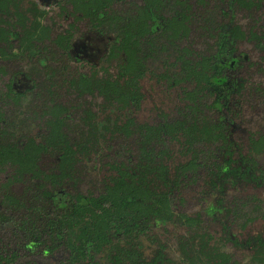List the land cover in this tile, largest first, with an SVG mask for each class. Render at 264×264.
Instances as JSON below:
<instances>
[{
  "label": "flooded vegetation",
  "instance_id": "1",
  "mask_svg": "<svg viewBox=\"0 0 264 264\" xmlns=\"http://www.w3.org/2000/svg\"><path fill=\"white\" fill-rule=\"evenodd\" d=\"M173 18H186L187 37L181 41L166 39L173 28L168 20ZM135 20H138L139 31L145 37L144 48L145 39L158 36L154 38L153 44L159 43L156 45L159 51L155 62L149 57L139 61V105L136 107L133 103L134 106L130 108L132 100L127 97L129 107L125 108L123 123L128 126L126 128L124 125V131L117 134L112 124L113 107L105 101L98 86L92 83L97 84L98 80L105 78L114 80L124 69L120 68L122 64H125L126 73L131 72L130 62L127 59H116L111 50L114 47V36L120 32L121 25L125 30L132 27ZM152 25L155 27L153 31L150 27ZM233 27L236 29L233 50L229 55H223L229 62L219 68V75L225 77L224 82L235 84L229 99L223 100L222 106L212 107L213 95L205 90L197 94L196 99L192 97L187 100L191 105L187 111L193 117L197 115L196 123H190L192 126L200 128L223 113L225 120L220 123V128L224 130L226 138L218 137L216 140L211 138L210 132L205 133L203 140L195 141L190 134L184 138L178 131V125L173 126L177 129L170 131V135H162L168 146H176L177 152H173L176 163L183 160L190 162L195 157L198 163L196 165L192 162L190 167L195 169L187 171L186 175L182 170H178V174H182L183 189L192 185L199 191L201 204L197 207L201 208L195 210L192 208L197 207L186 205L181 209L183 199L176 191V228L172 231L176 232L178 226L184 225L177 219L180 212L193 216L198 214L201 224L212 232V243L220 246L218 241L226 237L221 239V235L228 233L235 239L230 240L234 248L237 245L242 247L248 238L253 239L260 232L243 239V231L257 219L264 221V198L260 195V190H264V151L255 152L251 149L260 138H264V0H0V143H3V129L21 130L24 135L35 137L36 140L43 136L45 139L51 129H59L66 132L63 142L76 146L93 145L97 150L94 156L84 157L79 154L83 160L78 161L75 175L78 177L84 168V174L89 171L97 173L99 161L106 160L109 148L130 146L138 142L146 144V126L163 123L165 117L161 113L146 119L139 116V121L134 114L145 98L143 82L153 76L155 81L164 84L167 89L180 92L179 105L171 113H163L169 122H174L180 117L179 112H182L186 102L182 99L184 86L192 96H195L193 91L197 87L192 69H189L185 78L186 75H180L182 67L178 62L172 66L175 56L185 47L193 65L196 60L216 50L221 40L231 39ZM162 44L175 48L171 61L161 49ZM143 53L146 54L145 51ZM210 72L212 69L209 67ZM96 76L99 77L97 81H92ZM85 77L90 84L86 83ZM175 78L178 79L176 83L173 80ZM24 100L26 105H22ZM195 103L197 108H194ZM106 117L112 119L107 127ZM93 123L99 127L89 137L87 131L95 128ZM71 126L75 127L74 133L69 130ZM127 129L128 133L125 132ZM232 133H239V138L232 140ZM189 142H192L191 146ZM160 144L162 142L157 139L151 142V145L157 147ZM185 144L190 147L183 148ZM215 157L224 166L220 172L211 167V162L217 160ZM51 159L49 156L42 158V169L45 168L46 173L60 174L56 168L54 171L49 170L53 165ZM7 173L0 171V182L7 178ZM195 178L203 181L195 184ZM211 179L215 180L214 185L210 184ZM65 182L68 185L70 183L75 191L69 192L62 187L59 189V198H76L78 194L87 198L99 193H84L79 179L75 181L68 178L64 179ZM238 187L246 190L245 193L242 191L243 196L239 199L230 194L237 191ZM11 189L13 195L23 201L22 206L14 207L15 220L25 216L27 222L32 221L36 225L28 231L21 228L23 223L18 221L15 242L19 243L17 239L21 237L25 239L21 241L29 243L27 246L31 249L23 247L22 250L29 256V264H49L37 258L41 255L51 256L58 251L56 249H61L59 246L55 250H44L47 244L51 245L58 238L52 232L53 226L58 224L53 213L57 204L54 206L49 202L50 198L45 196L42 197L47 198V202L34 201L35 195L46 190L45 187L37 188V192L26 190L24 199L20 196L25 191L24 186H12ZM62 207L55 209L57 216L63 211ZM206 214L213 215L212 219L217 220L221 228L210 227L205 221ZM159 234L162 235L158 239L167 238L166 230H161ZM66 239L64 236L60 241ZM18 243L16 247H19ZM148 245L147 242L145 247ZM221 248L226 249L223 246ZM18 251H14L16 255L23 254ZM144 252L150 254L147 249ZM170 252L171 258L180 259V252ZM64 259L70 264L67 254H64ZM97 259L102 262L100 255Z\"/></svg>",
  "mask_w": 264,
  "mask_h": 264
},
{
  "label": "trees",
  "instance_id": "2",
  "mask_svg": "<svg viewBox=\"0 0 264 264\" xmlns=\"http://www.w3.org/2000/svg\"><path fill=\"white\" fill-rule=\"evenodd\" d=\"M184 20L186 18L168 20L173 28L167 34L166 39L181 41L187 37L188 28ZM150 27L152 31L155 29L154 25ZM235 30L233 27L231 39L221 40L216 50L212 51L209 56L196 60L193 65L187 57V48L182 47L179 55L175 56L172 66L178 62L182 67L180 75H186L185 78L189 74V69H192L197 84L193 91L195 96H192L184 86L182 99L186 102L177 120L169 122L166 115L161 113L165 117L163 123L146 126L148 131L146 144L138 142L127 146L129 155L127 158L124 157V153H121L122 158H115L113 162L107 163V169L100 168L104 175L97 196L90 195L86 198L78 194L76 198L58 197L64 179L69 178L75 181L79 179V176L75 175L78 170L76 166L78 161L83 160L79 154L84 157L94 156L97 154L95 146L83 144L76 146L63 142L66 132L59 129H51L49 135L45 139L44 136L41 137L40 140L24 135L21 130L3 129L1 131L3 143H0V171L8 172V176L0 182V264H29V256L22 250H24L23 247L26 250H30L31 247L27 246L28 242L21 241L25 240L21 237L17 239L19 243L15 242V227L18 228V221L23 223L21 228L28 231L36 226L32 221L27 222L25 216H21L18 221L15 220L14 207L22 206L23 201L13 195L12 186L15 188L24 186L25 191L20 195L22 199L28 189L37 192V188H46L42 190L41 195H35L34 201L47 202L46 199L50 198L49 202H52L54 206L56 203L57 205L53 206V213L60 225L53 226L52 232L58 238L51 243L52 247L47 244L44 250L50 251L51 248L55 250L56 247L61 246L60 251L68 255L70 264H248V262L244 263L241 258L234 257V253L231 254L228 250L212 243V232L207 226L201 224L202 221L198 214L193 216L187 212H180L177 219L184 225L178 226L176 232L172 231L174 227L176 228L175 193L183 189L182 174H178V170L185 171L186 175L187 171L195 169L190 167L192 162L196 165L198 163L196 157L190 161L191 163L189 160L176 163L175 154L170 151L163 137L164 133L170 135V131L178 128L184 138L190 134L195 141L203 140L205 133L210 132L211 138L216 140L226 138L224 130L220 128V123L225 120L223 113L215 119L212 118L209 123L199 126L200 128L192 126L196 123L197 115L193 117L190 115L191 112L187 111L191 108L187 100H191L192 97L196 99L197 94L205 90H209L213 95L212 107L222 106L224 105L222 101L229 99L230 91L234 90L235 84L234 82L226 84L225 77L219 75V68L229 62L228 59L223 58V55H229L233 50ZM237 35L239 36V33ZM114 37V47L111 50L113 56L116 59H127L131 64V72L126 73L125 64H122L120 68L124 69L117 78L114 80L105 78L92 85L98 86L99 92L114 110V120L106 117L105 126L107 127L109 121L112 120L114 132L119 134L128 126L123 123V118L126 117L125 108L129 107L127 97L132 100L130 108L134 104L136 107L139 105L141 97L138 83L139 61L149 57L155 62L159 51L156 45L159 43L153 44L154 38L158 36L145 39L146 48H144L145 37L139 31L138 20L133 21L132 27L125 30L121 25L120 32ZM171 43L174 42L171 41ZM161 49L168 54V60L171 61V54L172 52L174 54L175 48L162 44ZM209 67L212 69L210 73ZM98 78L96 76L92 78V81L96 82ZM173 80L175 83L178 82L177 78ZM85 81L90 84L86 77ZM194 108H197L196 103ZM93 125L95 128L87 131L89 137L96 133L99 127V125L96 127L95 123ZM174 125L178 127L173 128ZM125 132L128 133V129ZM154 139L162 144L158 147L151 145ZM189 144L191 146L192 142ZM188 147L186 144L183 146L186 149ZM251 149L255 152L264 151V138H260ZM45 156L53 158L51 164L59 170L60 174L46 173L42 169L41 162ZM218 160L212 161L211 167H215V171L220 172L224 166ZM201 181L203 179H194L195 184ZM214 183L215 180L211 179L210 184L214 185ZM57 207L63 208L58 216L55 210ZM161 230H166L165 236L167 237L162 240L158 239L159 235H162L159 234ZM64 236L67 239L60 241ZM223 237L235 240L228 233L222 234L221 238ZM236 237L239 238L238 235ZM144 238H146L145 241H143ZM147 242L149 245L146 248ZM246 242L251 245L255 253L253 261L256 260V262L252 264H264V233L259 232L253 236V239L248 238ZM17 243L19 247L15 246ZM156 244L158 245L155 246ZM146 249L150 254H145ZM15 250H20L18 252L23 254L16 255ZM170 251L180 252V259L171 258ZM99 255L102 262L97 259ZM95 256L96 261L93 262Z\"/></svg>",
  "mask_w": 264,
  "mask_h": 264
},
{
  "label": "rangeland",
  "instance_id": "3",
  "mask_svg": "<svg viewBox=\"0 0 264 264\" xmlns=\"http://www.w3.org/2000/svg\"><path fill=\"white\" fill-rule=\"evenodd\" d=\"M143 88L144 91L146 90L147 93L146 92L144 93L145 98L141 102L140 107L137 108L136 112L134 113L137 119L139 116L142 119H146V118H153L157 113H166V112L171 113L172 110L177 105H179L180 92L176 91L175 93L173 89H167L164 84H159L157 81H155L153 76H149V78H147L146 81L143 82ZM26 104L27 103H25L24 100L22 105H26ZM74 129L75 127L72 126L69 128L71 133H74ZM232 134H233L232 140L234 141L238 139L240 136L239 133H232ZM127 146L128 145L125 146L117 145L112 148H109V152L106 156V160L102 162L101 159L99 161L98 168L96 169L97 173H92L91 171H89V173L84 174L86 169L85 168L83 169V172L79 174V181H81V186H82L81 190L84 193L85 192L97 193V191H99V186L101 185L102 176L104 175L100 168L103 167V169H107L106 164L113 162L115 158H122L123 153H124V157L127 158L129 156L127 154V149H126ZM169 149L174 153L177 152V148L174 145L169 146ZM214 152L215 151L213 150V153ZM88 167H91V165H89ZM49 170L54 171L55 166L51 165ZM61 187L65 188V190L69 192L75 191V189L71 186L70 183L68 185L65 182L64 185H62ZM242 191H244V193L246 192V190H243L241 189V187H238L237 191H233L230 194L231 196L233 195L234 198L239 199V197L243 196ZM198 193L199 191L195 189V187L192 185H190L188 188L186 187L183 190L178 191V195H180V197H182L183 199L181 202V206H182L181 209L183 208V206L186 205H188L189 207H197L199 204H201V200H199L200 195H198ZM260 195L262 196V198H264V190H260ZM200 208L201 207L192 208V209L197 210ZM212 217L213 215H207V219H205L206 223L210 224V227L212 228H215V226L221 228L220 224L217 223V220L212 219ZM262 230L264 231V221L262 219H257V221L254 222L253 225L251 224V226L247 227L243 231L242 238L247 239L249 235H254L258 231L261 232ZM216 238H218V234ZM218 242L220 246L225 247L231 254L234 252V257L238 259L241 258L244 261V263L248 262V264H252L253 262H256V260L253 261V257H255V253H253L254 250L250 248L247 242L246 244L243 243L242 247H236V248H234L232 242L228 239H222ZM37 259H41L42 262H48L49 264H67L65 262L63 252L59 250L54 254H51V256L41 255Z\"/></svg>",
  "mask_w": 264,
  "mask_h": 264
}]
</instances>
